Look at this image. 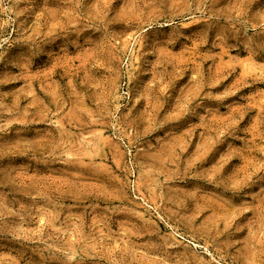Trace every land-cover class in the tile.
<instances>
[{
	"label": "rangeland",
	"instance_id": "rangeland-1",
	"mask_svg": "<svg viewBox=\"0 0 264 264\" xmlns=\"http://www.w3.org/2000/svg\"><path fill=\"white\" fill-rule=\"evenodd\" d=\"M0 264H264V0H0Z\"/></svg>",
	"mask_w": 264,
	"mask_h": 264
}]
</instances>
